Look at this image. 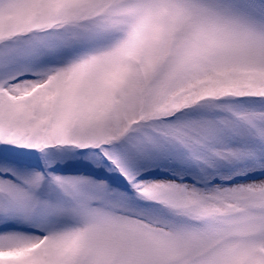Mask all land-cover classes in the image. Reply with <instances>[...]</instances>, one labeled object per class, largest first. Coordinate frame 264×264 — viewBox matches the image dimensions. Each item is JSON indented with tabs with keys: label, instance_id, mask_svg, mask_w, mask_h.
<instances>
[{
	"label": "snow or ice",
	"instance_id": "1",
	"mask_svg": "<svg viewBox=\"0 0 264 264\" xmlns=\"http://www.w3.org/2000/svg\"><path fill=\"white\" fill-rule=\"evenodd\" d=\"M0 264H264V0H0Z\"/></svg>",
	"mask_w": 264,
	"mask_h": 264
}]
</instances>
